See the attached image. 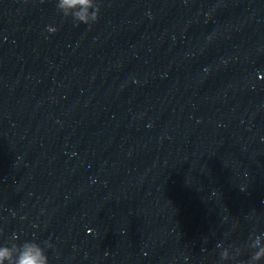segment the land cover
<instances>
[{
  "label": "clouds",
  "instance_id": "1",
  "mask_svg": "<svg viewBox=\"0 0 264 264\" xmlns=\"http://www.w3.org/2000/svg\"><path fill=\"white\" fill-rule=\"evenodd\" d=\"M56 9L63 18L70 17L75 26L82 23L91 27L100 18L101 5L99 0H56ZM45 30L50 34H55L59 29L48 25ZM239 187L244 192L247 191L248 184L244 183ZM211 195L217 196L218 192L213 190ZM3 234V228H0V236ZM19 239L20 234L13 233L8 243L0 245V264H49L46 250L53 248L50 241L38 242L35 234L31 240L17 243ZM216 248L220 250L218 264H225L228 261H232L233 264H260L264 261V232L257 234L254 229L244 245L238 246L233 243L225 246L221 241L217 243ZM245 250L249 251L248 259H238ZM189 259L187 255L183 257L185 264Z\"/></svg>",
  "mask_w": 264,
  "mask_h": 264
}]
</instances>
